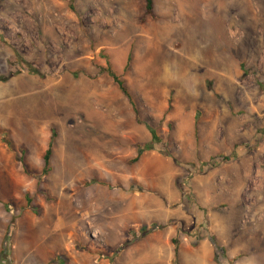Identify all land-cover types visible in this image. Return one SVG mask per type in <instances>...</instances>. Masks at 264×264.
<instances>
[{
  "label": "rangeland",
  "instance_id": "rangeland-1",
  "mask_svg": "<svg viewBox=\"0 0 264 264\" xmlns=\"http://www.w3.org/2000/svg\"><path fill=\"white\" fill-rule=\"evenodd\" d=\"M73 7L0 0V264H264V0Z\"/></svg>",
  "mask_w": 264,
  "mask_h": 264
},
{
  "label": "trees",
  "instance_id": "trees-1",
  "mask_svg": "<svg viewBox=\"0 0 264 264\" xmlns=\"http://www.w3.org/2000/svg\"><path fill=\"white\" fill-rule=\"evenodd\" d=\"M67 1V4L69 5V7L71 9H73V0H65ZM153 8H154V0H145V14L146 15H152L153 14ZM131 61V56L128 57L127 60V67L129 66ZM103 70L112 77L113 81L117 84L118 88L120 89V91L128 98L130 104L133 107V110L136 114V116H139V110L137 108V103L135 101V98L133 96V93L131 92V90L129 89V87L126 85L125 80L118 74V72L113 68L112 64L110 62L107 63L106 67L103 68ZM147 128L149 129V132L151 133V141L153 144L156 143H160L161 142V138L158 134V130L152 126L150 123H145ZM0 133L1 134H5L6 131L0 129ZM56 137V133L55 131L52 130V134H51V138H50V142L48 145V148L43 156V161H44V165L42 168V175H48L51 170V158H52V147H53V143ZM5 143L13 150L15 151V148L13 146V142L10 139H4ZM153 147L151 144H145L144 146H138L137 148V155L136 157L132 160V162H136L138 161V159L140 158L141 154L146 151V150H152ZM231 156H227V155H223V156H214L211 157L209 161L207 162H203L202 164L207 166L208 168L210 167H214L216 165L215 162H227L230 161ZM24 167L26 168V166L24 165ZM29 201V199H28ZM31 203V201H30ZM9 238V229L7 230L6 236H5V241H7ZM212 243L214 244V246L216 247L217 250H220L223 254L226 253V250L224 247H219L217 240L214 236L211 237ZM173 243L176 244L175 241H173ZM174 264H178L177 262V257H178V247H175V251H174Z\"/></svg>",
  "mask_w": 264,
  "mask_h": 264
},
{
  "label": "crops",
  "instance_id": "crops-1",
  "mask_svg": "<svg viewBox=\"0 0 264 264\" xmlns=\"http://www.w3.org/2000/svg\"><path fill=\"white\" fill-rule=\"evenodd\" d=\"M145 160H144V157L143 158H141V162H144ZM223 163H225V162H216V165L218 164V165H220V164H223ZM215 165V166H216ZM258 171V173L260 172V170H257ZM255 178H256V176H254Z\"/></svg>",
  "mask_w": 264,
  "mask_h": 264
},
{
  "label": "bare ground",
  "instance_id": "bare-ground-1",
  "mask_svg": "<svg viewBox=\"0 0 264 264\" xmlns=\"http://www.w3.org/2000/svg\"><path fill=\"white\" fill-rule=\"evenodd\" d=\"M162 261H159L158 263H156V264H160Z\"/></svg>",
  "mask_w": 264,
  "mask_h": 264
}]
</instances>
